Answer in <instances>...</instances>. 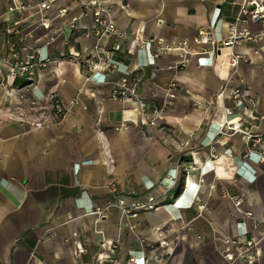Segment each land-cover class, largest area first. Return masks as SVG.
I'll list each match as a JSON object with an SVG mask.
<instances>
[{"label": "crops", "instance_id": "obj_1", "mask_svg": "<svg viewBox=\"0 0 264 264\" xmlns=\"http://www.w3.org/2000/svg\"><path fill=\"white\" fill-rule=\"evenodd\" d=\"M238 2L113 0L116 31L130 35L123 52L115 55L120 64L117 73H97L86 80L90 73L64 56L76 51L85 57L92 41L77 34L66 46L60 38L42 50L53 63L35 73L33 93L32 87L27 88L12 101L13 106L29 108L33 96L42 99L54 93L68 103L82 91L78 105L61 121L47 120L44 127L34 128L29 123L40 121L42 113L32 110L29 123L16 126L8 121L9 103L0 94V264H91L101 240L117 244L113 254L117 264L142 253L150 264H222L220 255L228 248L225 240L257 236L250 221L235 213L231 197L242 196L243 208L261 217L264 164L254 157L242 159L245 146L238 137L228 139L226 146L214 141L222 108L231 106L227 97L217 98L230 70L220 66L222 58L212 63L195 55L177 71V56L154 58L155 44L140 48L145 39L168 44L190 41L197 30L223 39L226 25L239 11ZM9 7V0H0V47L5 27L12 30L22 20L20 30L27 32L37 19H28L26 13L7 15ZM70 11L79 15L81 9L71 5ZM87 22L88 18L81 23ZM46 34L35 30L18 50L24 45L42 46ZM256 50V45H239L223 51L245 60L227 95L239 86L256 99L257 111L264 112V51ZM197 52L192 47L191 53ZM16 54L22 57L24 52ZM135 68L143 76L138 93L151 107H161L163 88L170 80L178 84L159 127L146 125L132 99H111V86L104 84ZM166 175L173 176L175 183L166 181ZM110 188L127 199L161 193L164 197L155 210L135 212L134 217L113 208L101 217L93 215L112 201ZM195 197L204 206L200 211L193 203ZM158 241L165 245L160 247ZM76 245L85 252L77 259ZM259 247L257 264H264V242Z\"/></svg>", "mask_w": 264, "mask_h": 264}, {"label": "built area", "instance_id": "obj_2", "mask_svg": "<svg viewBox=\"0 0 264 264\" xmlns=\"http://www.w3.org/2000/svg\"><path fill=\"white\" fill-rule=\"evenodd\" d=\"M9 4L7 15L26 13L28 19L37 16V19L26 27V30H29L27 32L20 30L22 20L16 21L14 29L10 30L5 27L2 30L4 36L0 47V94L9 104H12L22 90L32 87L37 71L53 63L50 57L42 54V50L60 38L66 46L68 39L77 34L92 41V46L85 57L76 51H69L64 56L66 61L76 64L81 71L90 73L86 80H90L97 73L105 76L117 73L120 64L114 60L115 55L123 52V45L129 41L130 35L124 31H116L113 0H33L32 3L24 0H9ZM71 5L80 7L79 15L71 13ZM238 7L237 15L231 23L226 25V36L223 39H213L207 31L197 30L190 41L185 39L168 44L161 39H145L140 42V48L147 44H155L154 58L163 55L177 56L179 58L175 66L177 71L184 69L195 55L207 57L212 63L217 58H222L220 66L230 70V74L224 81L217 98L222 100L227 97L231 106L222 108V121L216 131L215 144L226 146L228 139L238 137L245 146V151L241 154L242 159L248 161L254 157L258 164H264V112L257 111L256 99L243 93L239 86L229 90L227 95L228 85L233 82V77L245 60L242 56L232 52L223 53L225 49L239 45H256V52L264 51V0H240ZM87 18L88 22L82 24L81 22ZM250 26H258L259 29L252 31ZM38 29L47 33L43 45L34 47L24 45L25 47L18 50L17 47L23 41L31 39L32 33ZM192 47L198 48L196 54L191 53ZM20 50L24 52L22 57L16 54ZM137 70V68L131 69L119 80H108L104 84L111 86V99L120 101L132 99L137 103L136 113L147 119L146 125L159 127L170 101L178 92V84L170 80L163 88L164 101L161 107H151L141 100L138 93L143 76ZM34 90L35 87H32L30 93L32 94ZM81 94L82 91H78L76 97L68 103H62L54 93L42 99L33 96L29 100V108L41 112L42 116L40 121L35 124L31 123V125L34 128H42L47 120H51L52 123L61 121L78 105ZM44 103L49 105L46 106ZM184 146H188V141ZM211 149L210 157L214 160L216 158L213 153L214 147L212 146ZM185 176V181L187 180L188 183L187 171H185ZM165 179L172 184L175 183L173 176L166 175ZM109 192L112 195V201L105 209L96 208L92 212L93 215L101 217L106 210L113 208L125 217H134L135 212L155 210L161 202L160 199L164 197L161 193L159 196L146 195L142 200L127 199L116 193L114 188H110ZM222 192L223 195L229 196L226 190ZM231 199L235 213L248 219L252 231L258 234L253 236L250 233L243 240L232 238L225 240L228 248L220 255L222 264L234 261L239 264H257L258 255L262 250L259 243L264 242V213L261 217H255L243 208L244 198L242 196H234ZM193 203L197 205L198 211L204 207L200 204L199 198L195 197ZM130 230H133V227H130ZM158 245L163 247L165 243L158 241ZM116 247V243L101 240L91 264H117L113 258ZM84 254V248L76 245L74 258H80ZM153 262L157 263L158 259L154 258ZM125 264H150V262L142 253L140 256H129Z\"/></svg>", "mask_w": 264, "mask_h": 264}, {"label": "rangeland", "instance_id": "obj_3", "mask_svg": "<svg viewBox=\"0 0 264 264\" xmlns=\"http://www.w3.org/2000/svg\"><path fill=\"white\" fill-rule=\"evenodd\" d=\"M9 106V114L8 121L14 123L16 126L27 125L29 123L28 113L32 111L28 106H13L12 104H7ZM31 125V123H29Z\"/></svg>", "mask_w": 264, "mask_h": 264}]
</instances>
